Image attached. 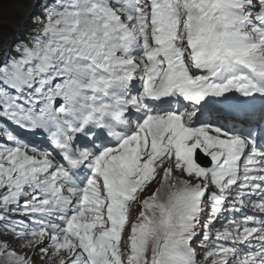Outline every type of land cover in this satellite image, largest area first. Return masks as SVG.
I'll return each instance as SVG.
<instances>
[{"label": "snow or ice", "instance_id": "1", "mask_svg": "<svg viewBox=\"0 0 264 264\" xmlns=\"http://www.w3.org/2000/svg\"><path fill=\"white\" fill-rule=\"evenodd\" d=\"M42 11L0 55V264H264V0Z\"/></svg>", "mask_w": 264, "mask_h": 264}, {"label": "rangeland", "instance_id": "2", "mask_svg": "<svg viewBox=\"0 0 264 264\" xmlns=\"http://www.w3.org/2000/svg\"><path fill=\"white\" fill-rule=\"evenodd\" d=\"M39 10V0H2L0 2V53L11 46L15 40L16 32L26 36L33 28L34 17L42 16ZM5 28L11 30L10 34Z\"/></svg>", "mask_w": 264, "mask_h": 264}, {"label": "trees", "instance_id": "3", "mask_svg": "<svg viewBox=\"0 0 264 264\" xmlns=\"http://www.w3.org/2000/svg\"><path fill=\"white\" fill-rule=\"evenodd\" d=\"M5 30H6V32H8V33H10V32H11V30H9V29H7V28H5Z\"/></svg>", "mask_w": 264, "mask_h": 264}]
</instances>
